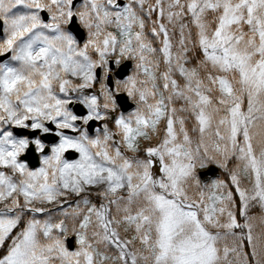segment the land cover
I'll list each match as a JSON object with an SVG mask.
<instances>
[{"label":"snow or ice","instance_id":"1","mask_svg":"<svg viewBox=\"0 0 264 264\" xmlns=\"http://www.w3.org/2000/svg\"><path fill=\"white\" fill-rule=\"evenodd\" d=\"M255 206L264 0H0V264H262Z\"/></svg>","mask_w":264,"mask_h":264},{"label":"water","instance_id":"2","mask_svg":"<svg viewBox=\"0 0 264 264\" xmlns=\"http://www.w3.org/2000/svg\"><path fill=\"white\" fill-rule=\"evenodd\" d=\"M80 32L84 35V38H85V31L83 30V28H80ZM77 38L81 39L80 36H78ZM131 67H132V61H125L120 70V78H123L124 76L128 75ZM100 72L101 70H98L99 75H101ZM73 107L78 115H83L86 112V110L83 109L82 106L75 105ZM133 107H134L133 102L125 96L123 99L122 110L128 111L132 109ZM100 124H102V122H96V121L90 122V128H89L90 133H92L95 130V126L99 127ZM29 163H30V166H38V159L35 157V155L29 156ZM219 174H220V169L215 164L214 165L211 164L207 168H204L203 170L198 171V177L202 180V182L208 181L216 176H219Z\"/></svg>","mask_w":264,"mask_h":264},{"label":"rangeland","instance_id":"3","mask_svg":"<svg viewBox=\"0 0 264 264\" xmlns=\"http://www.w3.org/2000/svg\"><path fill=\"white\" fill-rule=\"evenodd\" d=\"M95 91V90H94ZM96 92V91H95ZM211 163V162H209ZM207 163V165L209 164ZM214 164V163H213ZM204 168V167H203ZM203 168H197L198 169H203ZM222 172H224V170L222 169ZM215 179H220V178H215ZM214 179V180H215ZM213 181V180H212ZM211 183V181L207 182L206 184ZM257 208L259 211H257ZM253 209H256L255 212L251 213L249 212L250 215L255 216L257 219L254 221L253 224V235L255 238H257V242H259L260 239H264V223L261 222V217L264 216V212H262V210L257 206L253 207ZM240 219H243L242 217H240ZM238 221L240 222V220L238 219ZM244 222V221H243ZM221 231V233L223 234L226 230H219ZM240 231V230H239ZM246 231V230H245ZM245 244V243H244ZM248 244V243H247ZM225 245L231 247L233 245V238L231 236L226 237L225 239L220 241V247L223 248ZM248 250L251 252L252 248L251 245L248 244ZM245 251V249H244ZM246 252V251H245ZM252 261L256 263V258L251 257ZM228 260H234V257L232 255H230L228 257ZM250 261V259H249ZM262 264H264L262 262Z\"/></svg>","mask_w":264,"mask_h":264},{"label":"trees","instance_id":"4","mask_svg":"<svg viewBox=\"0 0 264 264\" xmlns=\"http://www.w3.org/2000/svg\"><path fill=\"white\" fill-rule=\"evenodd\" d=\"M94 90L96 91L97 94L99 93V87H98V85L95 86ZM106 122L109 124V127L111 128V127H112L111 122H110V121H106ZM229 166L231 167L232 164H230ZM220 176H221L220 179H227V176H226V173H225V172H221ZM256 207H257V206H256ZM255 211H256V209H253V208L250 209V212H251V213H253V212H255ZM257 211H259L258 208H257ZM61 218H62V217H61ZM237 218L240 220L241 223H243V219H240V216H239V215H238ZM242 218H243V217H242ZM236 231L239 232V229H237ZM6 246H7V245H6ZM6 246H5V247H6ZM244 249H245V251L248 252L249 254L251 253V252L248 250V244H247V241H245ZM2 251H3V250H0V252H2ZM251 257H252V256L249 255L250 264H256L255 262L252 261ZM263 263H264V262H263Z\"/></svg>","mask_w":264,"mask_h":264}]
</instances>
